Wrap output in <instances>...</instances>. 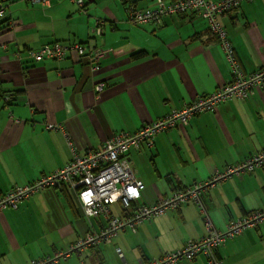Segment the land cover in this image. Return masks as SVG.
<instances>
[{"label": "crops", "instance_id": "0c3cea01", "mask_svg": "<svg viewBox=\"0 0 264 264\" xmlns=\"http://www.w3.org/2000/svg\"><path fill=\"white\" fill-rule=\"evenodd\" d=\"M153 4L135 0L137 9ZM4 5L12 23L0 22V195L66 164L72 155L68 139L83 154L231 79L219 42L197 12L135 26L122 0H84V11L72 0L45 5L5 0ZM96 19L104 22L101 34L93 33ZM218 21L242 70L263 67L264 0L245 1L238 14L223 13ZM57 40H87L101 53L98 68L74 52L39 61L28 54ZM100 80L105 86L96 92ZM45 123L59 128L46 129ZM263 148L264 83L246 98H229L183 126L158 132L152 146L131 149L128 155L144 184L136 203L150 205L176 188L206 182ZM201 201L214 228L224 231L229 222L264 206V166L214 182ZM111 209L122 213L118 203ZM102 225L100 217L83 215L72 188H45L0 212V264H29ZM205 234L204 214L188 201L58 264H142ZM215 255L224 264H264V225L226 240ZM180 264H206V257L198 254Z\"/></svg>", "mask_w": 264, "mask_h": 264}, {"label": "built area", "instance_id": "2783aa9c", "mask_svg": "<svg viewBox=\"0 0 264 264\" xmlns=\"http://www.w3.org/2000/svg\"><path fill=\"white\" fill-rule=\"evenodd\" d=\"M5 0H0V19L11 26V17L6 12ZM250 0H156V5L149 9H137L132 3L126 6L128 20L131 24H160L167 14H178L193 10L201 14L208 24L210 32L217 38L226 61L229 64L231 80L215 91L206 95H197L192 101L180 108H172L167 114L144 124L134 132H118L107 138L100 147L88 149L79 154L68 139L71 158L62 167L43 174L34 181L15 186L12 191L0 197V212L6 208H17L18 203L30 198L33 194L48 188L67 186L75 190L76 197L86 216L90 219L100 217L103 225L99 230H89L78 241L67 245L65 249L55 251L42 258H35L29 264H58L73 252H79L87 246L110 242L119 230L129 228L133 232L137 226L162 215L169 209L179 208L182 204L192 201L204 214L206 234L198 240H188L181 248L163 252L144 264H175L182 260H190L202 252L206 264H223L215 255V250L226 240L243 232L244 229L264 225V206L247 212L238 219L227 224L224 231H218L208 216L201 201L202 193L214 184L233 174L251 172L264 166V148L243 162L227 166L223 172L210 177L206 182L173 190L169 195L160 197L151 205L137 204L143 182L137 177V171L129 159V151L142 144L153 145L154 136L161 131L183 126L195 115L204 111H214L217 105L229 98H246L254 88L264 83V66L251 73H244L236 59L234 48L227 36L225 27L218 21V15L226 12H240L242 2ZM35 3L47 4L48 0H33ZM80 3L81 0H78ZM100 29L97 32L100 33ZM74 52L79 58L86 59L92 68H98L100 51L93 46L85 48L79 44H63L51 42L38 49L29 50L28 54L34 61L46 59H63ZM105 82L100 80L95 91L100 92ZM46 129H57V124L45 123ZM120 203L122 213L116 216L111 213L109 203ZM117 253L122 256L120 248Z\"/></svg>", "mask_w": 264, "mask_h": 264}, {"label": "trees", "instance_id": "16d2710c", "mask_svg": "<svg viewBox=\"0 0 264 264\" xmlns=\"http://www.w3.org/2000/svg\"><path fill=\"white\" fill-rule=\"evenodd\" d=\"M32 2H33V0H31ZM49 1V0H48ZM75 4H77V6L79 7V9L81 10V11H84V0H81V2L79 3L78 2V0H72ZM123 1V3L125 4V6H127L129 3H132L133 5H135V0H122ZM165 1V0H164ZM166 2V1H165ZM33 3H35V2H33ZM243 3V2H242ZM37 4H40V5H45V4H42V3H37ZM48 4V3H47ZM156 5V0H154V4H153V6L152 7H154ZM47 6H49V5H47ZM135 8H137L136 7V5L134 6ZM152 7H150V8H152ZM149 9V8H148ZM188 11H190V12H196V11H193V10H187L186 12H188ZM183 13H185V12H183ZM226 13H231V14H234V12H232V11H230V12H226ZM178 14H182V13H178ZM223 14V13H222ZM177 15V14H176ZM221 14H219L218 15V17L220 16ZM234 15H236V14H234ZM9 18H10V15H9ZM0 22H1V24L2 25H6V24H4L5 22H6V20L4 21L3 19H0ZM95 23H93V33L94 34H101L102 33V31H103V26H104V22H103V20H100V19H96L95 21H94ZM148 23H151V22H148ZM144 24H146V23H143V24H132V25H135V26H140V25H144ZM152 24H155V23H152ZM208 25V24H207ZM7 26V25H6ZM100 29L101 31H100V33H98L97 32V29ZM209 29V28H208ZM210 31V30H209ZM211 33V32H210ZM212 34V33H211ZM213 35V34H212ZM214 36V35H213ZM214 38L217 40V38L214 36ZM218 41V40H217ZM53 42H55V41H53ZM56 42H60V43H63V44H79V45H81V46H83V47H85V48H87V47H89V42H87V40L86 41H82V42H77V41H73V42H62V41H56ZM51 43V42H50ZM46 44H48V43H46ZM94 47V46H93ZM95 49H98L97 47H94ZM99 51V50H98ZM243 71V70H242ZM244 72V71H243ZM231 73V72H230ZM245 73V72H244ZM232 77V76H231ZM231 80V79H230ZM229 80V81H230ZM228 81V82H229ZM225 84V83H224ZM3 99L5 100V101H8L9 99H11V97H8V96H3ZM217 108V107H216ZM167 114V113H166ZM34 181V180H33ZM32 182V181H31ZM27 183H30V182H27ZM26 184V183H25ZM17 185H21V184H16V185H14L10 190H8L7 192H5L4 194H2V195H0V197H3V196H5L7 193H9L10 191H12L13 190V188H15V186H17ZM182 188H184V187H182ZM176 189H181V188H176ZM176 189H174V190H176ZM26 200V199H25ZM25 200H23V201H25ZM22 201V202H23ZM22 202H20V203H22ZM20 203H18V206H19V204ZM151 205V204H150ZM17 206V207H18ZM10 208V207H9ZM7 209V208H6ZM10 209H15V208H10ZM5 210V209H4ZM3 211V210H2ZM260 226V225H259ZM174 251V250H173ZM198 254H203L202 252H200V253H197L192 259H190V260H182V261H179V262H177V263H175V264H180V263H182V262H186V261H191V260H193ZM204 255V254H203ZM218 258V257H217ZM33 259H35V258H33ZM218 259H220V260H222L221 258H218ZM32 260V259H31ZM30 260V261H31ZM147 262V261H146ZM146 262H142V264H144V263H146ZM222 262H223V260H222ZM30 263V262H29ZM223 264H224V262H223Z\"/></svg>", "mask_w": 264, "mask_h": 264}, {"label": "rangeland", "instance_id": "374dc122", "mask_svg": "<svg viewBox=\"0 0 264 264\" xmlns=\"http://www.w3.org/2000/svg\"><path fill=\"white\" fill-rule=\"evenodd\" d=\"M104 141H105V140H104ZM104 141H103V142H104ZM103 142H102V143H103ZM100 146H101V145H100ZM129 159H130V157H129ZM74 193H75V190H74ZM75 197H76V194H75ZM161 197H162V196H161ZM76 200H77V202H78V204H79V206H80V203H79L77 197H76ZM116 203H118V204L120 205V203H119V202H116V201H112V202H110V203L108 204L111 213H113V211H112V209H111V206L114 205V204H116ZM144 205H147V204H144ZM80 208H81V206H80ZM176 209H177V208H176ZM81 210H82L83 215L85 216V214H84L82 208H81ZM174 210H175V209H174ZM169 211H173V210H172V209H169ZM113 214H114V213H113ZM114 215H115V214H114ZM116 216H118V215H116ZM119 216H120V215H119ZM158 216H159V215H158ZM85 217H86V216H85ZM154 217H156V216H154ZM154 217H153V218H154ZM146 221H147V220H146ZM121 230H122V229H121ZM88 231H89V230H88ZM119 231H120V230H119ZM86 232H87V231H86ZM86 232H85V233H86ZM89 232H90V231H89ZM81 237H82V236H81ZM79 238H80V237H79ZM79 238H78L77 240H75V241L69 243L68 245H71V244L75 243L76 241L79 240ZM94 246H95V245H94ZM94 246H87V247H94ZM84 248H86V247H84ZM84 248H82V249H84ZM82 249H81V250H82ZM81 250H80V251H81ZM80 251H79V252H80ZM43 257H45V256H43ZM39 258H42V257H39ZM59 262H60V261H59Z\"/></svg>", "mask_w": 264, "mask_h": 264}, {"label": "bare ground", "instance_id": "6f19581e", "mask_svg": "<svg viewBox=\"0 0 264 264\" xmlns=\"http://www.w3.org/2000/svg\"><path fill=\"white\" fill-rule=\"evenodd\" d=\"M103 243H106V242H103ZM96 246V245H95Z\"/></svg>", "mask_w": 264, "mask_h": 264}]
</instances>
